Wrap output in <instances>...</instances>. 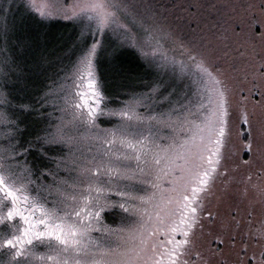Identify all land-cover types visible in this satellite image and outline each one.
I'll return each mask as SVG.
<instances>
[{
  "label": "snow or ice",
  "instance_id": "obj_1",
  "mask_svg": "<svg viewBox=\"0 0 264 264\" xmlns=\"http://www.w3.org/2000/svg\"><path fill=\"white\" fill-rule=\"evenodd\" d=\"M5 5L4 45L14 31ZM25 7L41 28L63 21L72 31L27 72L0 46V109L19 113L0 110V264H264V231L238 240L236 217L219 218L234 197L233 174L257 159L264 173V100L255 101L259 115L249 96L234 103L214 51L160 21L151 3ZM43 42L38 33L36 47ZM128 49L138 68L125 62ZM161 176L169 177L163 193ZM252 187L264 206V182ZM117 210L113 227L105 217Z\"/></svg>",
  "mask_w": 264,
  "mask_h": 264
},
{
  "label": "rangeland",
  "instance_id": "obj_2",
  "mask_svg": "<svg viewBox=\"0 0 264 264\" xmlns=\"http://www.w3.org/2000/svg\"><path fill=\"white\" fill-rule=\"evenodd\" d=\"M9 2L12 4V7L9 10L5 5V14L8 17L9 24L14 27V31L7 44L4 45L3 42H0V46L7 47L15 55L17 62L25 66V71L27 72V69L32 66L34 59L42 54L43 49H46L49 54L53 52L58 53V45L62 42L69 41L71 38V26H65V22L60 21L57 24L48 26L47 28H41L36 22L39 18L35 17L34 14H29L26 9V0H9ZM166 2L167 4L165 5L164 10L159 12V20L166 25H170L172 29L180 32L181 34L194 35L197 40L214 51L215 56L219 58L218 63L227 69L228 76L233 83L237 82L242 86V88H244L248 83L249 72L255 70L259 64L264 66L263 56L255 60L256 53H254V50L252 49L249 52L246 46L241 44L239 37H232L234 29L236 28L235 21L227 23L226 20L227 15L234 13L239 8L242 9L244 6H247V11L250 9L252 10V2H254V0H223V9L228 12L224 17L226 23L224 22V19L220 20L214 16L211 17L212 15L205 16L202 12H196L195 14L198 13L199 15V22L202 23L200 26H197L194 22H192L184 9L175 6L173 1L170 3V0H166ZM248 14L249 13H240L238 17V21L240 22L238 26L240 28L246 27L243 22L247 21L250 17ZM58 24H60L62 28H60ZM242 30L246 31L247 28ZM250 30L251 29H248L245 33L241 31L246 42L250 41L248 38V32ZM38 33L41 34L42 41H44V38L46 37V42L42 43L41 48H37L34 43V39ZM259 51L263 53L262 55H264V48L262 51L259 49ZM127 52L128 54L125 57V62L132 68H138L143 61L133 49H128ZM248 56H250L251 60L249 63H246ZM261 59H263V61H260ZM52 71V69H49L45 73V76L52 75ZM108 79L110 81L109 94L114 95L118 89L113 86L115 82L111 80V77H108ZM14 81H16V76L10 75L8 81L10 87ZM44 83H47V80L41 78V86ZM16 87L18 88L19 85L17 84ZM32 94L34 95L36 93L33 92ZM12 95L15 97L19 95V93L17 91H13ZM120 99H126V97L121 96ZM0 110L8 111L10 115L15 112L14 108L7 106ZM47 110L49 112L53 111L51 107ZM57 114L58 113H54V115ZM15 115H19V113L15 112ZM101 126L111 127V125L107 123H102ZM165 135L169 134L165 133ZM176 139H181L179 133L176 134ZM168 180L169 177L161 176L159 180L160 193H163L169 188ZM105 220L108 224L115 227V225L120 223L121 220L119 211L117 210L116 212L110 213L105 217ZM127 222L132 223L133 221L129 220ZM93 238L103 240L102 234L94 233Z\"/></svg>",
  "mask_w": 264,
  "mask_h": 264
},
{
  "label": "trees",
  "instance_id": "obj_3",
  "mask_svg": "<svg viewBox=\"0 0 264 264\" xmlns=\"http://www.w3.org/2000/svg\"><path fill=\"white\" fill-rule=\"evenodd\" d=\"M172 1L174 2L175 6L184 9L189 19L197 26H200L202 23L199 22V15L198 13L195 14L196 12H202L205 14V16L212 15L211 17L214 16L220 20L224 19L225 23L226 20L227 23H232V21H235L236 28L234 29L232 37H239L241 44L246 46L249 52L253 49L254 53H256L255 60L261 58V56L264 57V55H262L263 53L259 51V49L262 51L264 48V0H254V2H252V10L250 9L247 11V6H244L242 9L239 8L234 13L227 15L226 20L224 17L228 12L223 9V0H170V3H172ZM136 2L144 4L151 3L158 13L164 10L165 5L167 4L166 0H136ZM240 13H249L248 16H250L247 21L243 22V24L246 26L243 28L238 26L240 23L238 21ZM58 25L60 28H62L60 24ZM245 28H247L246 31L251 29L248 32V38L250 40L249 42H246L243 38V33L246 31H243L242 29ZM241 31H243V33ZM247 59L248 60H246V63H249L251 60L250 56H248ZM260 61H263V59ZM259 65L257 68H255V70L249 72V79L247 78L248 83L244 88H242V86L237 82L233 83V81H229L233 93V102L235 103L239 101L241 96H249V109L252 110L253 107H255V111L258 115L260 113V107L259 105H255V101L264 100V66ZM241 155L243 159H249V155L244 153H241ZM260 167L261 162L259 159H257L256 162L249 167L241 166L233 174L235 178L232 189L234 197L227 200L221 205L219 209V218L221 220H226L229 216H235L240 222V229L237 230L239 232V235L237 236L238 240L241 239V237L245 240H247L249 236L257 237L260 235L261 231H264V206H262V204L259 202V193L252 187L253 185H260L262 182H264V173L260 171ZM249 175L251 176V180L248 179ZM219 183L220 182L217 181L218 185ZM245 188H248L249 190L247 198L241 195ZM253 199L256 201L254 207L249 204V201ZM177 238L179 239L180 237L178 236ZM221 238L225 239L224 237ZM225 242L227 243L226 240ZM249 242L253 243V247L257 248L258 250V246L255 245L254 241ZM210 246L220 247L222 245H220L217 241L215 244ZM240 255L243 257V253ZM232 259L235 260L236 257L233 256Z\"/></svg>",
  "mask_w": 264,
  "mask_h": 264
}]
</instances>
